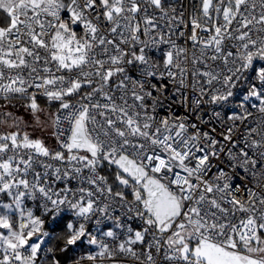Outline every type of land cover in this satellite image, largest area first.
Instances as JSON below:
<instances>
[{
    "label": "snow or ice",
    "instance_id": "obj_1",
    "mask_svg": "<svg viewBox=\"0 0 264 264\" xmlns=\"http://www.w3.org/2000/svg\"><path fill=\"white\" fill-rule=\"evenodd\" d=\"M78 244L264 264V0H0V264Z\"/></svg>",
    "mask_w": 264,
    "mask_h": 264
},
{
    "label": "trees",
    "instance_id": "obj_2",
    "mask_svg": "<svg viewBox=\"0 0 264 264\" xmlns=\"http://www.w3.org/2000/svg\"><path fill=\"white\" fill-rule=\"evenodd\" d=\"M36 214L37 215L40 214L39 210H37ZM45 221H46V217H45ZM44 231H48L49 233L53 234V243L52 244L55 248L61 246V242L58 241L57 239H55V237L63 231L62 227L50 226L46 221L45 225H44ZM82 247L83 246L78 244L74 247L69 248L67 252L58 253L57 257L59 259H61V263H63V264L70 262L71 260L74 259L75 255L81 250Z\"/></svg>",
    "mask_w": 264,
    "mask_h": 264
},
{
    "label": "built area",
    "instance_id": "obj_3",
    "mask_svg": "<svg viewBox=\"0 0 264 264\" xmlns=\"http://www.w3.org/2000/svg\"><path fill=\"white\" fill-rule=\"evenodd\" d=\"M233 107H235V105H233ZM175 110H176V112L178 114L184 112V109L183 108H176ZM46 221H47V223L50 226H56V222L52 221L50 218H47L46 217ZM52 243H53V234H52L51 237L46 238V245H47V247H53V248H55ZM92 250H94V246H88V245L85 244V245H83V247L81 248V250L75 255V257H74L73 260H71L70 262L64 263V264H74V262L76 260H78L81 256L85 255L87 252L92 251ZM61 264H63V263H61Z\"/></svg>",
    "mask_w": 264,
    "mask_h": 264
},
{
    "label": "rangeland",
    "instance_id": "obj_4",
    "mask_svg": "<svg viewBox=\"0 0 264 264\" xmlns=\"http://www.w3.org/2000/svg\"><path fill=\"white\" fill-rule=\"evenodd\" d=\"M50 143L54 144V143H55V141H50Z\"/></svg>",
    "mask_w": 264,
    "mask_h": 264
}]
</instances>
